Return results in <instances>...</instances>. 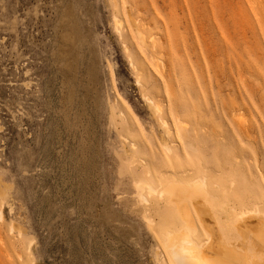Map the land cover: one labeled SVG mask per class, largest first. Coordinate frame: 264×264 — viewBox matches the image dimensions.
I'll list each match as a JSON object with an SVG mask.
<instances>
[{
    "label": "rangeland",
    "instance_id": "1",
    "mask_svg": "<svg viewBox=\"0 0 264 264\" xmlns=\"http://www.w3.org/2000/svg\"><path fill=\"white\" fill-rule=\"evenodd\" d=\"M154 169L264 209V0H0V264H176Z\"/></svg>",
    "mask_w": 264,
    "mask_h": 264
},
{
    "label": "bare ground",
    "instance_id": "2",
    "mask_svg": "<svg viewBox=\"0 0 264 264\" xmlns=\"http://www.w3.org/2000/svg\"><path fill=\"white\" fill-rule=\"evenodd\" d=\"M134 21L136 22L135 19ZM116 22L122 25V22L118 20H116ZM137 31L140 32L139 30ZM141 38L143 37H139V39ZM143 41L144 39H142L141 42L143 43ZM132 65L136 67L134 63H132ZM137 82H141L139 78H137ZM146 98L147 101L152 104L154 111H158L160 105L156 104V102L147 95ZM162 127L164 128L165 134H169V127L164 119H162ZM131 145L136 146V143L132 142ZM165 150L166 153L164 154L165 156H163V161L165 160L167 164L170 158L168 153L171 152V148L165 146ZM148 172L149 179L137 181V184H135L138 188L136 192L137 197L147 202V195L157 192L159 194L158 196H166L167 202L175 205L179 214L178 219L181 223L177 227H173L172 230L167 229L164 236L166 247L169 249L171 257L175 260L176 264H229L226 260L227 256H231V258L234 257L235 260H238L236 258L239 256L238 251L231 247L227 250V247H225L228 241L225 240L221 224H219L215 217L216 215L218 216L220 212L226 213L229 217L233 218V220H236V229L239 230L242 235L246 234L247 236V232L250 230L253 232L255 241L251 242L254 243L258 256L263 257L264 209L261 207L260 203H256L254 206L248 207L245 210H237L234 207L227 208V201L224 202V200L222 201L221 199V201L213 200V188H210V182L200 175V170H197V175L195 177L180 178L176 181L168 179V177L157 169ZM215 201L217 203L216 207L219 206L218 209L216 207L213 208L212 204H214ZM200 229L204 232V235H206L202 240L195 237V233ZM245 237L243 238L244 246L241 255L242 259L248 263L250 253L247 247L248 241H246L247 239H245Z\"/></svg>",
    "mask_w": 264,
    "mask_h": 264
}]
</instances>
